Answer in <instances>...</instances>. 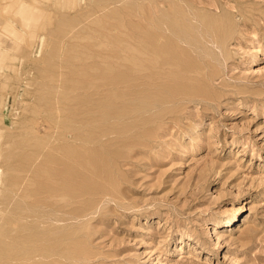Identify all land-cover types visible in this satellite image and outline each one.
Here are the masks:
<instances>
[{
  "label": "rangeland",
  "instance_id": "rangeland-1",
  "mask_svg": "<svg viewBox=\"0 0 264 264\" xmlns=\"http://www.w3.org/2000/svg\"><path fill=\"white\" fill-rule=\"evenodd\" d=\"M0 264H264V0H0Z\"/></svg>",
  "mask_w": 264,
  "mask_h": 264
},
{
  "label": "bare ground",
  "instance_id": "bare-ground-1",
  "mask_svg": "<svg viewBox=\"0 0 264 264\" xmlns=\"http://www.w3.org/2000/svg\"><path fill=\"white\" fill-rule=\"evenodd\" d=\"M144 25V24H143ZM149 26V25H148ZM148 26H147V28H148ZM143 29H145L144 31H145V34H148V29H146V28H143ZM112 40H114V38H111ZM146 53L148 54V56H149V53L147 52V50H146ZM113 60V59H112ZM181 61V60H180ZM100 62V61H99ZM109 62V61H108ZM158 65V64H157ZM117 67V66H116ZM161 67V66H160ZM164 67V66H163ZM158 68H159V65H158ZM166 72V71H165ZM163 74V73H162ZM167 75H168V73H167ZM164 76V75H163ZM154 77V76H153ZM158 77V76H157ZM174 77V76H173ZM183 77V76H182ZM106 78V77H105ZM165 79V78H164ZM172 80V79H171ZM174 81H175V79H174ZM173 81V82H174ZM151 82V81H150ZM170 82V81H169ZM148 84V83H147ZM170 84V83H169ZM174 84V83H173ZM163 86V85H162ZM180 87V86H179ZM176 90V89H175ZM72 118V117H71ZM63 119H64V117H63ZM71 121V120H70ZM66 125V124H65ZM71 154H73V156H74V153H71ZM66 159V158H65ZM59 163H60V161H59ZM61 163H63V162H61ZM69 165H67V167H68ZM63 167V166H62ZM78 167V166H77ZM76 167V168H77ZM80 167V166H79ZM64 168V167H63ZM69 168V167H68ZM73 167H70V169H72ZM71 171V170H70ZM94 175V174H93ZM79 176V175H78ZM81 176V175H80ZM86 179V178H85ZM90 179V178H89ZM85 187V186H84ZM87 188V187H86ZM85 193V192H84ZM237 216V214H236V212H234L230 217H228V218H226L225 220H223V221H220V223H222V224H225V223H227L228 222V220L229 219H234L235 217ZM217 224H218V222H217Z\"/></svg>",
  "mask_w": 264,
  "mask_h": 264
}]
</instances>
